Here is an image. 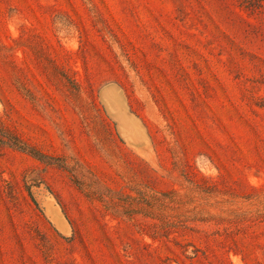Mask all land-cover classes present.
<instances>
[{
  "label": "rangeland",
  "instance_id": "374dc122",
  "mask_svg": "<svg viewBox=\"0 0 264 264\" xmlns=\"http://www.w3.org/2000/svg\"><path fill=\"white\" fill-rule=\"evenodd\" d=\"M0 127V264H264V0H0Z\"/></svg>",
  "mask_w": 264,
  "mask_h": 264
},
{
  "label": "trees",
  "instance_id": "16d2710c",
  "mask_svg": "<svg viewBox=\"0 0 264 264\" xmlns=\"http://www.w3.org/2000/svg\"><path fill=\"white\" fill-rule=\"evenodd\" d=\"M251 1L252 0H243V2L247 3L248 5L251 4ZM0 145L19 150L21 152H26L40 162L56 164L57 162L61 161L60 158L48 156L36 148L27 146L18 136H16L10 130L2 127H0ZM96 194L98 198L105 199L108 202L106 208H110L116 214H124L126 216L141 213H148L149 215L153 214L149 210L151 207L149 206L150 200H148V197L144 196L137 199L131 196H124L120 192L114 191L110 188H105L104 193L102 194ZM163 196H166V194H163ZM156 202H158L157 199ZM124 204L128 206L125 207ZM134 204L136 207H132Z\"/></svg>",
  "mask_w": 264,
  "mask_h": 264
},
{
  "label": "crops",
  "instance_id": "0c3cea01",
  "mask_svg": "<svg viewBox=\"0 0 264 264\" xmlns=\"http://www.w3.org/2000/svg\"><path fill=\"white\" fill-rule=\"evenodd\" d=\"M109 91V90H107ZM48 213L50 214L53 221L58 225L60 230L67 234L70 231V226L68 225V222L66 220V217L62 213V210L55 205L50 204L48 206Z\"/></svg>",
  "mask_w": 264,
  "mask_h": 264
}]
</instances>
